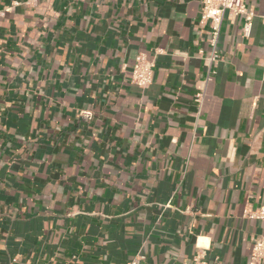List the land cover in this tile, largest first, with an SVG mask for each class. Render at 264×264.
Listing matches in <instances>:
<instances>
[{
    "label": "crops",
    "instance_id": "1",
    "mask_svg": "<svg viewBox=\"0 0 264 264\" xmlns=\"http://www.w3.org/2000/svg\"><path fill=\"white\" fill-rule=\"evenodd\" d=\"M248 5L251 36L226 14L209 75L202 0H0V264H249L264 0Z\"/></svg>",
    "mask_w": 264,
    "mask_h": 264
},
{
    "label": "built area",
    "instance_id": "2",
    "mask_svg": "<svg viewBox=\"0 0 264 264\" xmlns=\"http://www.w3.org/2000/svg\"><path fill=\"white\" fill-rule=\"evenodd\" d=\"M241 16L243 18V36L250 37L253 29V22L256 16L255 10L248 5V0H202V10L200 14V23L208 24L210 27V44L211 51L207 54L206 59L209 63V75L214 73V64L219 59V42L225 15ZM155 62L145 53L139 54L135 58L132 68V82L145 87L152 81L154 75ZM203 94H198L197 99L201 101ZM81 117L90 121L94 117L91 109L80 111ZM244 216L252 219L264 220V205L253 208L246 206ZM10 264H15L11 262ZM59 264V263H50ZM127 264H139V259L134 258ZM195 264H209L199 255L195 258ZM218 264V263H216ZM249 264H264V235L253 238L252 251Z\"/></svg>",
    "mask_w": 264,
    "mask_h": 264
}]
</instances>
